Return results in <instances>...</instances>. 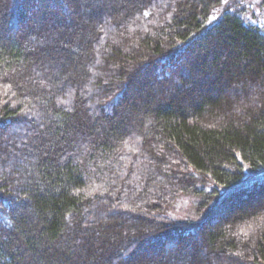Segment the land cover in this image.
I'll use <instances>...</instances> for the list:
<instances>
[{
	"label": "trees",
	"instance_id": "1",
	"mask_svg": "<svg viewBox=\"0 0 264 264\" xmlns=\"http://www.w3.org/2000/svg\"><path fill=\"white\" fill-rule=\"evenodd\" d=\"M230 8L0 0V264H264V34Z\"/></svg>",
	"mask_w": 264,
	"mask_h": 264
},
{
	"label": "rangeland",
	"instance_id": "2",
	"mask_svg": "<svg viewBox=\"0 0 264 264\" xmlns=\"http://www.w3.org/2000/svg\"><path fill=\"white\" fill-rule=\"evenodd\" d=\"M227 2L231 6L230 11H238L245 23L259 28V30L264 34V0H227ZM249 2L252 5H250ZM189 200L190 201L186 200V203L182 206V209L184 210L180 213L176 211L171 215L172 218L178 220L183 218L194 220V217H196V203H193L191 199Z\"/></svg>",
	"mask_w": 264,
	"mask_h": 264
}]
</instances>
